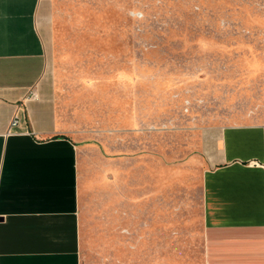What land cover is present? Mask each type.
I'll return each instance as SVG.
<instances>
[{
	"label": "rangeland",
	"instance_id": "1",
	"mask_svg": "<svg viewBox=\"0 0 264 264\" xmlns=\"http://www.w3.org/2000/svg\"><path fill=\"white\" fill-rule=\"evenodd\" d=\"M82 264H202L201 179L264 124V0H49Z\"/></svg>",
	"mask_w": 264,
	"mask_h": 264
},
{
	"label": "crops",
	"instance_id": "2",
	"mask_svg": "<svg viewBox=\"0 0 264 264\" xmlns=\"http://www.w3.org/2000/svg\"><path fill=\"white\" fill-rule=\"evenodd\" d=\"M50 42L49 0H0V264H82L78 148L46 78ZM218 155L201 179L202 264H264V124L223 128Z\"/></svg>",
	"mask_w": 264,
	"mask_h": 264
},
{
	"label": "built area",
	"instance_id": "3",
	"mask_svg": "<svg viewBox=\"0 0 264 264\" xmlns=\"http://www.w3.org/2000/svg\"><path fill=\"white\" fill-rule=\"evenodd\" d=\"M31 97H32V98H35V97H36L35 93H32V94H31ZM13 123H14V122H13Z\"/></svg>",
	"mask_w": 264,
	"mask_h": 264
}]
</instances>
